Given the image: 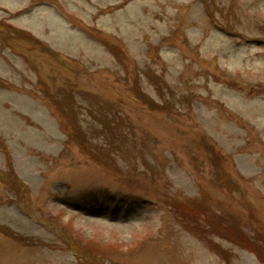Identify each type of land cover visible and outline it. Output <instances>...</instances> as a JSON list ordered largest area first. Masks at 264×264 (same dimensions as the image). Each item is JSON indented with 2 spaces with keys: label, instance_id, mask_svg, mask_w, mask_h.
<instances>
[{
  "label": "rangeland",
  "instance_id": "374dc122",
  "mask_svg": "<svg viewBox=\"0 0 264 264\" xmlns=\"http://www.w3.org/2000/svg\"><path fill=\"white\" fill-rule=\"evenodd\" d=\"M206 219L264 262V0H0V264H262Z\"/></svg>",
  "mask_w": 264,
  "mask_h": 264
},
{
  "label": "trees",
  "instance_id": "16d2710c",
  "mask_svg": "<svg viewBox=\"0 0 264 264\" xmlns=\"http://www.w3.org/2000/svg\"><path fill=\"white\" fill-rule=\"evenodd\" d=\"M143 94L141 93L140 96H142ZM144 99H147L146 96H144ZM75 140H79L78 138L75 137ZM174 208H177L178 211L180 212H183V213H190V215L194 214L193 211L195 209H189L188 207L186 206H182V205H175ZM187 208L189 209V211L187 210ZM207 221L208 225L205 229V231L207 230H215L217 229L218 231L216 232H220L222 235H225L227 236V238H229V240L233 243H236V242H240V240H242L243 242L241 243L242 246L245 248V249H248L249 251H251L252 254L255 255V257L257 258V260L264 264L263 262V259L261 258L260 256V253L259 251L255 248L256 246H254L253 244H251L250 242H248L246 239L244 238H241L243 237L242 234L240 233H236L234 229H231L230 226H220L219 224H217V222L215 220H208L206 219L205 222ZM211 222L213 224H211ZM209 226V227H208ZM254 247V248H253Z\"/></svg>",
  "mask_w": 264,
  "mask_h": 264
}]
</instances>
